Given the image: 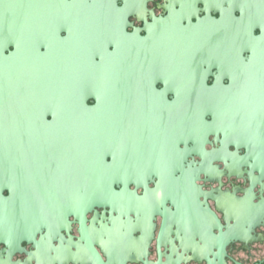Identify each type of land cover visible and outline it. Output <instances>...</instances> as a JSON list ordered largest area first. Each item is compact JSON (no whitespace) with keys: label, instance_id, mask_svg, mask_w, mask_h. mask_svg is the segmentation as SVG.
<instances>
[{"label":"flooded vegetation","instance_id":"1","mask_svg":"<svg viewBox=\"0 0 264 264\" xmlns=\"http://www.w3.org/2000/svg\"><path fill=\"white\" fill-rule=\"evenodd\" d=\"M14 12L11 38L3 44L0 60L39 64L36 75L62 79L98 76L95 69L105 60L111 63L113 70L108 74L114 78L116 62L120 58L127 62V86H67L61 103L67 112H73L81 109V101L99 106L108 100L110 113L120 111L127 118H70L63 124L119 126L127 133L120 137L129 142L140 137L131 135L133 128L151 125L141 118L143 111L163 106L162 95L168 108L188 110L193 117L199 108L211 123L201 130L205 135L200 138L195 128L190 131L204 150L190 151L184 170H195L200 162L207 165L201 167L195 188L176 191V196L184 193L200 201L203 214L198 219L202 223L196 224V215L174 213L175 205L153 176L159 174V158L130 151L111 152L106 157L117 165L114 160L124 156L119 157L124 165L113 167L115 172L152 176L144 177L145 182L116 178L119 181L112 183L115 190L135 193L87 212L86 232L103 262L208 264L206 256L213 258L216 252L210 231L218 234L209 208L223 232L234 221L242 224L237 239L225 245L223 264H264V167L242 163L244 157H264V0H61L58 7H52L50 0H30V6L16 7ZM157 19L159 24L154 23ZM153 26L161 37L167 34L201 47L215 46L214 54L197 57L207 88L193 83L164 86L160 80L150 88L131 86L130 62L141 58L135 53L142 52L140 40ZM121 47L125 54L116 56L113 52ZM201 96L204 102L197 103ZM47 99L46 95L39 97L38 110L52 108ZM44 115L51 120L50 114ZM30 123L43 124V119ZM230 132L236 135L229 137ZM193 146L188 142V147ZM212 156L220 159L207 163ZM162 211L166 217L160 234ZM46 223L19 239L17 247L0 241V264H94L75 216L57 215Z\"/></svg>","mask_w":264,"mask_h":264},{"label":"water","instance_id":"2","mask_svg":"<svg viewBox=\"0 0 264 264\" xmlns=\"http://www.w3.org/2000/svg\"><path fill=\"white\" fill-rule=\"evenodd\" d=\"M50 3L52 7H58L61 0H50ZM28 6L30 0H0V59L3 44L11 38V25L15 22L14 8ZM154 23L159 24V19ZM140 44L142 52L139 49L133 54L141 58L130 62L132 87H154L155 80L162 81L164 86H190L193 83L199 88L208 87L197 57L214 54V45L201 47L187 38L167 34L161 37L156 26L151 28L145 39L140 40ZM113 53L123 56L125 51L121 47ZM110 64L106 60L101 62L98 69H95L100 74L95 77L62 79L36 75L35 72L41 70L39 64L0 60V241L10 247H17L19 239L39 230L50 218L73 215L83 228L84 240L94 264H106L87 235V212L96 206L110 205L114 199L135 193L128 189L115 190L112 183L118 180L116 178L145 182L144 177L151 179L152 176L115 172L113 167H122L125 161L119 158L124 156H119L114 160L117 165L107 162L106 157L111 152L130 151L139 153V156L159 158V174L153 176L158 179V183L163 184L165 194L175 205L174 213L180 216L196 215V224L202 223L198 219L203 214L199 209L200 201L184 193L176 196V191L188 186L195 188V179L203 171L201 167L207 165L200 162L195 170H184L186 155L196 149L204 150L200 141H193L190 132L195 128L200 138L205 135L201 130L211 125L205 121L203 110L196 108L194 117L189 116L188 110L168 108L166 96L162 95L163 106L143 111L141 118L151 121V125H143L142 129L133 128L131 135L140 137L129 142L120 137L127 133L119 126H76L62 123L64 119L70 118L128 117L120 111L110 113L109 105H106L108 100L99 106H87L81 101V109L73 112H67L61 105L64 88L67 86H127L128 78L124 74L128 70L127 62L121 58L116 62L114 69L118 73L114 78L108 74L113 70ZM193 69L195 72L191 74ZM119 72L122 74L119 75ZM42 95H46L48 104L52 105L47 112L37 109ZM202 102L204 99L201 96L197 103ZM45 113L50 114L51 120L46 119ZM218 118L221 119L220 116ZM34 119H43V124H31ZM232 135L236 134L228 133L229 137ZM190 141L194 143L193 147H188ZM215 159L220 158L212 156L207 163ZM242 163L261 168L264 167V157H244ZM207 212L215 218L218 234L210 231L216 252L212 253L213 258L206 256V261L215 264L217 260V264H223L225 245L237 239L236 233L242 224L241 221H234L227 224L223 232L215 214L209 208ZM161 213L164 220L160 234L166 217L165 211Z\"/></svg>","mask_w":264,"mask_h":264}]
</instances>
